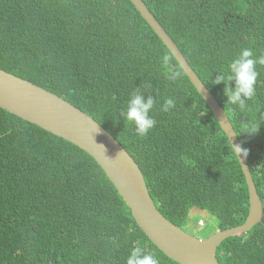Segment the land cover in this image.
<instances>
[{
  "label": "trees",
  "instance_id": "16d2710c",
  "mask_svg": "<svg viewBox=\"0 0 264 264\" xmlns=\"http://www.w3.org/2000/svg\"><path fill=\"white\" fill-rule=\"evenodd\" d=\"M227 111L264 201V66L241 111L214 84L241 49L264 54V0H145ZM131 0H0V68L64 97L105 126L139 163L159 210L185 228L200 208L218 231L243 224L250 194L220 122ZM233 86H234V82ZM137 88L157 98L139 136L120 113ZM171 97L175 107L161 110ZM205 224V223H204ZM144 248L181 264L143 231L84 149L0 107V264H126ZM221 264H264V225L224 240Z\"/></svg>",
  "mask_w": 264,
  "mask_h": 264
},
{
  "label": "water",
  "instance_id": "95a60500",
  "mask_svg": "<svg viewBox=\"0 0 264 264\" xmlns=\"http://www.w3.org/2000/svg\"><path fill=\"white\" fill-rule=\"evenodd\" d=\"M171 50L182 69L220 122L233 144L241 139L227 111L198 75L178 43L151 11L145 0H131ZM0 107L65 138L92 155L131 208L139 226L162 250L181 264H221L217 250L224 240L264 225V201L248 156L240 154L250 194V211L240 225L199 238L168 219L157 207L139 163L123 144L89 113L37 83L0 68ZM244 148V147H243Z\"/></svg>",
  "mask_w": 264,
  "mask_h": 264
},
{
  "label": "clouds",
  "instance_id": "9594fccd",
  "mask_svg": "<svg viewBox=\"0 0 264 264\" xmlns=\"http://www.w3.org/2000/svg\"><path fill=\"white\" fill-rule=\"evenodd\" d=\"M161 62L166 66L167 70L165 72V77L167 80L176 82L182 77V69L168 67L170 64L169 55H163L161 57ZM258 64L264 66V54L254 56L253 51L250 48L241 49L239 54L236 55L229 63L227 72H217L218 74L212 81L214 84H225L224 92L227 96V102L236 105L241 111L246 110L247 101L253 99L256 95V86L259 76V72L257 71ZM232 82H234V86ZM156 100L157 98L152 95L145 97L144 92L137 88L131 93L126 107L121 110L120 115L127 121L134 123L135 131L139 136H146L149 131L156 126L157 122L151 115V111L156 104ZM174 107L175 100L171 97H168L164 100L161 110L164 112H169ZM233 145L237 150V155L239 158L241 153H243L245 156L247 155V149L241 147L240 145ZM200 222V225H204L205 223L202 219ZM126 264H158V261L153 254L147 252L144 248L135 246L131 249L126 260Z\"/></svg>",
  "mask_w": 264,
  "mask_h": 264
},
{
  "label": "rangeland",
  "instance_id": "374dc122",
  "mask_svg": "<svg viewBox=\"0 0 264 264\" xmlns=\"http://www.w3.org/2000/svg\"><path fill=\"white\" fill-rule=\"evenodd\" d=\"M191 215H193V219L190 218L189 223L184 228L191 234H194L199 238H207L208 236L218 231V225L216 224L217 217L207 210L193 208L191 210ZM201 219L204 220V225H200Z\"/></svg>",
  "mask_w": 264,
  "mask_h": 264
}]
</instances>
